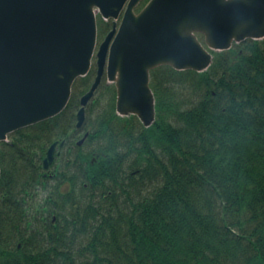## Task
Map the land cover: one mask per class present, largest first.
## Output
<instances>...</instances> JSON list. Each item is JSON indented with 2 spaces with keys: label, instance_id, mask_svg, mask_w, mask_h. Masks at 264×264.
Listing matches in <instances>:
<instances>
[{
  "label": "trees",
  "instance_id": "trees-1",
  "mask_svg": "<svg viewBox=\"0 0 264 264\" xmlns=\"http://www.w3.org/2000/svg\"><path fill=\"white\" fill-rule=\"evenodd\" d=\"M95 74L60 114L0 142V264H264V39L215 51L204 71L153 69L149 127L117 114L104 81L79 146Z\"/></svg>",
  "mask_w": 264,
  "mask_h": 264
},
{
  "label": "water",
  "instance_id": "water-1",
  "mask_svg": "<svg viewBox=\"0 0 264 264\" xmlns=\"http://www.w3.org/2000/svg\"><path fill=\"white\" fill-rule=\"evenodd\" d=\"M141 1L0 0V141L61 113L94 56L97 73L81 96L77 128L84 127L86 107L105 75L117 88V113L137 115L150 126L156 120L151 70L204 71L213 63L212 50L264 38V0H149L136 12ZM98 12L114 21L97 47ZM58 144L47 151L46 169Z\"/></svg>",
  "mask_w": 264,
  "mask_h": 264
},
{
  "label": "rangeland",
  "instance_id": "rangeland-1",
  "mask_svg": "<svg viewBox=\"0 0 264 264\" xmlns=\"http://www.w3.org/2000/svg\"><path fill=\"white\" fill-rule=\"evenodd\" d=\"M142 4H143V3H141V4L139 5V7H141ZM139 7H138V8H139ZM97 17H98V27H100V24H102L103 22H105V23H106V27H108V29H107L106 31H104L102 34L100 33V30H99V32H98V44H99V43L104 39L105 34H106V33L109 31V29L111 28L112 19H110V20H105V19L102 18V16H101L100 14H98ZM94 61H95V60H94ZM93 63H94V62H93ZM105 81H106V79H105ZM102 92H104V89L100 90V91L98 92V94L96 95V97H98L99 94L101 95Z\"/></svg>",
  "mask_w": 264,
  "mask_h": 264
},
{
  "label": "flooded vegetation",
  "instance_id": "flooded-vegetation-1",
  "mask_svg": "<svg viewBox=\"0 0 264 264\" xmlns=\"http://www.w3.org/2000/svg\"><path fill=\"white\" fill-rule=\"evenodd\" d=\"M147 1H148V0H145V1L143 2L141 8L144 7V5L147 3ZM61 155H62V154H60V156H61Z\"/></svg>",
  "mask_w": 264,
  "mask_h": 264
}]
</instances>
